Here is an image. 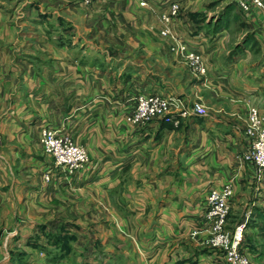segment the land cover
Returning a JSON list of instances; mask_svg holds the SVG:
<instances>
[{"label": "crops", "instance_id": "0c3cea01", "mask_svg": "<svg viewBox=\"0 0 264 264\" xmlns=\"http://www.w3.org/2000/svg\"><path fill=\"white\" fill-rule=\"evenodd\" d=\"M172 1L114 0L106 15L127 24L106 41L92 27L79 33L74 17L89 8L79 0H0V239L9 248L65 223L131 240L138 264H221L188 234L209 192L233 182L229 228L244 224L242 248L264 260V174L243 160L250 108L264 118V11L248 19L234 1L175 0L180 18L163 37ZM176 41L204 57L205 74L185 73L169 51ZM142 93L179 98L189 112L199 103L206 114L178 128L162 119L135 126L127 117ZM47 126L90 159L70 177L54 169L51 184L54 161L40 143Z\"/></svg>", "mask_w": 264, "mask_h": 264}, {"label": "built area", "instance_id": "2783aa9c", "mask_svg": "<svg viewBox=\"0 0 264 264\" xmlns=\"http://www.w3.org/2000/svg\"><path fill=\"white\" fill-rule=\"evenodd\" d=\"M84 4L89 5L93 0H81ZM242 13L248 19H253L255 14L261 8L260 0H235ZM145 5V3H142ZM180 12V5L177 1L169 4L167 12L164 13L163 19L166 23L170 22L174 16ZM170 31L166 30L163 35H168ZM177 50L184 54L189 60L190 67L201 74L206 73L204 57L198 52H189V45L183 42H177ZM190 113L204 115L205 108L194 103L191 111L183 107L182 100L176 97H164L160 94H139L134 101L133 111L128 115L127 120L135 126L147 125L155 119H162L165 123L174 125L178 128L183 119ZM245 136L248 140V150L243 155V160L251 164L261 176L264 174V118L261 116L259 109L251 107L248 112V124L245 129ZM40 143L46 156L53 159V168L50 169L45 177L44 182H52L54 174L57 177L73 176L78 171L89 165L90 159L87 151L83 146L78 144L70 135L61 130L47 126L42 130ZM234 195V184H226L222 191L211 190L204 205V213L201 223L194 230L197 234H223V229L227 223L228 215L232 209V198ZM245 225L239 226L233 243L227 246V249L215 245L210 249L218 253L227 264L234 263L238 258L239 246L244 242ZM225 238L224 236H220ZM228 243L226 239L222 241ZM240 264H245L241 262ZM248 264V263H247Z\"/></svg>", "mask_w": 264, "mask_h": 264}, {"label": "rangeland", "instance_id": "374dc122", "mask_svg": "<svg viewBox=\"0 0 264 264\" xmlns=\"http://www.w3.org/2000/svg\"><path fill=\"white\" fill-rule=\"evenodd\" d=\"M94 1L96 3V0H93L91 4L86 5L79 0V2L85 7L89 6L88 9L86 8L85 12L88 10L91 11L92 7L90 6ZM104 1H106L105 4H98L96 6L100 7V9L102 8L100 10L101 12L91 13L87 16L84 15L85 12H81V15L74 17L79 26L80 34H86L87 31H85V27H92L93 31H96L92 34L94 36L93 38H96L98 35L101 40H113L111 32L117 30L119 25L127 24L125 17L121 15H106L107 7H113L112 4L114 3V0ZM230 1H234L236 4L235 0ZM260 1L262 4L260 11H264V0ZM214 5L215 8L219 7L222 9L226 6L224 3H217ZM180 13L181 12L174 16L168 23L163 19L164 13L160 16L159 22L165 27L164 30L161 31V36L166 37V35H163V32L166 30L169 31L170 24L172 21L180 18ZM100 31L101 33H98ZM113 37L115 40L116 38L118 40L120 39V36L118 35ZM167 37H172L171 32H169ZM177 42L179 41L171 43L169 47L170 53L177 56L176 59H178V61H182L185 73L189 74L190 78L197 79L196 77L202 74L190 67L189 60L184 57V54L177 50ZM189 52L195 51L189 49ZM232 211L233 209H231V212L228 215L227 223L223 229L222 235L212 233L202 236L193 231L188 234L189 241L196 245H202L208 248L218 245L224 250L227 249V246L233 243V239L235 238L239 226L242 225L239 223L233 228H229L230 224L228 220ZM220 236H224L225 238ZM226 239L229 240L228 243L222 242ZM5 240L3 238L0 239L2 248H4V251H7L5 256H0V264H138L136 256L134 257L133 254H130V252H132L131 240H129L130 243L123 240L117 241L115 239L103 241L99 238V233H97V231L90 229L85 230L81 226L74 224L60 223L58 225H53L51 223H46V225L41 226L38 232L34 233L28 240H23L16 244V246L14 245L10 248L9 245L7 246L8 241ZM238 249L239 252L238 258L235 261L236 264H240L243 261L245 264H264V260H256L252 254L245 252L242 245L239 246ZM182 251L181 259L187 258L189 256L188 249L184 247ZM221 264L227 263L222 259ZM230 264L234 263L230 262Z\"/></svg>", "mask_w": 264, "mask_h": 264}]
</instances>
